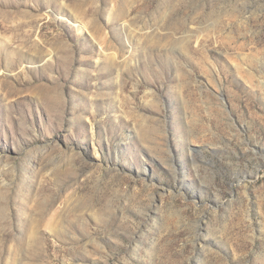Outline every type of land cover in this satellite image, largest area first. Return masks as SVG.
Masks as SVG:
<instances>
[{
    "label": "rangeland",
    "instance_id": "1",
    "mask_svg": "<svg viewBox=\"0 0 264 264\" xmlns=\"http://www.w3.org/2000/svg\"><path fill=\"white\" fill-rule=\"evenodd\" d=\"M0 264H264V0H0Z\"/></svg>",
    "mask_w": 264,
    "mask_h": 264
}]
</instances>
